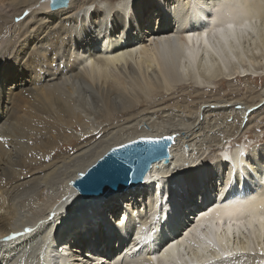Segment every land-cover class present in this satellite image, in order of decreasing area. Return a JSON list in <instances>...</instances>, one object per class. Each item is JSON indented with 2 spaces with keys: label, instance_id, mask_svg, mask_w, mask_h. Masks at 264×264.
Here are the masks:
<instances>
[{
  "label": "bare ground",
  "instance_id": "6f19581e",
  "mask_svg": "<svg viewBox=\"0 0 264 264\" xmlns=\"http://www.w3.org/2000/svg\"><path fill=\"white\" fill-rule=\"evenodd\" d=\"M122 2L70 0L51 9L49 0H0V240L33 229L0 243V264H100L88 255L109 239L103 219L113 222L129 196L142 204L141 190L146 210L128 212L122 224L142 244H121L105 264H261L264 150L247 156L249 166L236 147L188 178L178 170L242 132L238 116L264 101V87L243 98L230 81L254 75L247 65L264 47V0ZM203 78L227 88L213 89ZM189 80L190 89L179 88ZM167 133L175 136L169 162L153 163L136 188L85 199L97 205L81 220L73 180L112 146ZM153 219L163 225L150 228ZM53 236L55 248L47 250ZM68 243L81 258L67 255ZM224 251L235 255L223 258Z\"/></svg>",
  "mask_w": 264,
  "mask_h": 264
},
{
  "label": "water",
  "instance_id": "95a60500",
  "mask_svg": "<svg viewBox=\"0 0 264 264\" xmlns=\"http://www.w3.org/2000/svg\"><path fill=\"white\" fill-rule=\"evenodd\" d=\"M70 0H50L51 9H58ZM235 43V42H234ZM174 134L141 135L112 146L103 156L77 176L72 184L81 198L100 195L110 198L118 192L138 187L145 180L153 163L169 162Z\"/></svg>",
  "mask_w": 264,
  "mask_h": 264
},
{
  "label": "rangeland",
  "instance_id": "374dc122",
  "mask_svg": "<svg viewBox=\"0 0 264 264\" xmlns=\"http://www.w3.org/2000/svg\"><path fill=\"white\" fill-rule=\"evenodd\" d=\"M262 25H263L262 27H264V22H262ZM263 53H264V47H261L260 53H259V56L260 55L261 56L260 57L258 56L259 58L256 57L258 60L255 58L257 60V62L254 59L255 62H254L253 65H251L250 64L251 62H248V61L247 62L249 64L247 65V63H246V65H247V67H249L250 71L254 72V75H247V76H243V77H240V78H237V79L230 80L233 84H235L236 86H239L240 91L243 94V95H241V96H243V98L246 97V96H255L256 94H258L260 89L262 87H264V54ZM190 81L191 80L186 81L187 84L186 83L185 84H181L180 85L181 87H179V88L181 89L183 87H185V88L188 87L187 89H190V87L192 85V83L190 84ZM202 81H204V83L206 85L210 86L213 89H218L219 88L218 87V81H214L213 80L212 82H209L208 80H206L204 78L200 82L202 83ZM226 88L227 87H225V86L222 87V88L220 87L219 90L223 91V90H226ZM255 114H256V116H255ZM237 121H239V122H236L237 125L239 123H241L242 126H243L242 132H240L237 136L235 135L234 137L227 138L226 142L224 144L220 145L219 148H217V149H215V150H213L211 152L207 151V153L205 154V156L207 155V157L203 156L202 158H198L197 161L189 162L188 166L190 165V167H186V168L181 167L182 169L178 170V172H181L180 174L184 175L183 176L184 179L186 177L188 178V175L190 174V172H194L196 170V168H197L196 166H198V165L206 166L204 164H208V162L209 163L218 162L217 156L223 150L225 152H227V153H229V152L231 153L236 147H240V148L243 147L244 151H245L244 152V158H245L244 164H247V166H249V164L247 163V158H248L247 156H249L251 152H256L257 153V152H260V151L264 150V101L262 103H260V106H258V108L255 111L254 110H249V111L247 110L245 112L243 111V113H241L238 116ZM258 139H260V140H258ZM194 155H196V153L195 154H190V156H191L190 159L193 158ZM225 161L228 162L229 164L232 163L231 161H228V160H225ZM244 164L242 163V165H244ZM226 167L228 168L229 165H226V163H225V169H223V171L227 170ZM174 173H177V171H175ZM225 174L226 173H224L223 175H220L216 179V181H215L216 185L218 184L220 186V183H222V181L225 179V177L227 175V174L226 175ZM186 190H187V188H186ZM220 192H221V190L218 187V193H220ZM218 193H217V195H218ZM148 218H150V217H148ZM71 220H72V216L70 215V216H68L66 218L65 222L61 223V225L65 224L67 222H70ZM106 223H109V222H105L104 224H106ZM110 223L112 224L114 222H110ZM61 225H59V227ZM120 249H122V247H120ZM257 258H260V257L257 256ZM114 259H116V257H114ZM250 260H251V258H250ZM242 261H243L242 263H244V264H250V261H248V259L247 260H242ZM251 264H254V262H251ZM261 264H264V259L261 260Z\"/></svg>",
  "mask_w": 264,
  "mask_h": 264
},
{
  "label": "snow or ice",
  "instance_id": "6c2138e0",
  "mask_svg": "<svg viewBox=\"0 0 264 264\" xmlns=\"http://www.w3.org/2000/svg\"><path fill=\"white\" fill-rule=\"evenodd\" d=\"M126 5H127V0H123L122 7H126ZM227 27L229 29H233L234 28V25L231 24V23H229L227 25ZM220 31L223 32L224 29H220ZM204 36H205V43H207V33H205ZM188 38H189V40H191L192 39L191 35H189ZM229 227H231V226H229ZM32 231H33V229L29 227V228H25L23 232H14L11 235L6 236L2 240H0V243H11V242H14L15 240L19 239L21 236L26 235V234H29ZM213 246H215V245H213ZM161 247H163V245H161ZM168 248H175V244H169L168 245ZM167 250L168 249H165V252H167ZM217 251H220V249L217 248ZM261 254L264 255V251H262ZM221 255H222L223 258H228L230 256L235 255V253H233L231 251H224V252H222ZM152 259L155 260L156 257H152ZM197 264H200V262H197ZM204 264H213V262L212 261H205Z\"/></svg>",
  "mask_w": 264,
  "mask_h": 264
},
{
  "label": "clouds",
  "instance_id": "9594fccd",
  "mask_svg": "<svg viewBox=\"0 0 264 264\" xmlns=\"http://www.w3.org/2000/svg\"><path fill=\"white\" fill-rule=\"evenodd\" d=\"M50 1V0H49Z\"/></svg>",
  "mask_w": 264,
  "mask_h": 264
}]
</instances>
